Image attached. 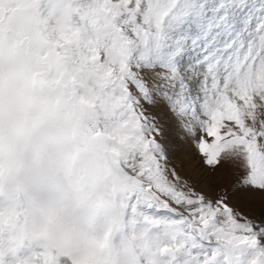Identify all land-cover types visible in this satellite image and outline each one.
I'll use <instances>...</instances> for the list:
<instances>
[{
	"label": "snow or ice",
	"instance_id": "snow-or-ice-1",
	"mask_svg": "<svg viewBox=\"0 0 264 264\" xmlns=\"http://www.w3.org/2000/svg\"><path fill=\"white\" fill-rule=\"evenodd\" d=\"M0 264H264V0H0Z\"/></svg>",
	"mask_w": 264,
	"mask_h": 264
}]
</instances>
